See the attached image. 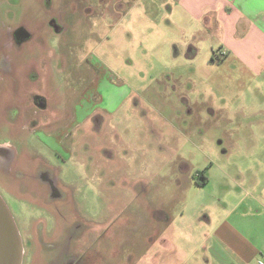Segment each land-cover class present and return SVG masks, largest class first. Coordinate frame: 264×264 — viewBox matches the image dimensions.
Wrapping results in <instances>:
<instances>
[{
    "label": "rangeland",
    "instance_id": "374dc122",
    "mask_svg": "<svg viewBox=\"0 0 264 264\" xmlns=\"http://www.w3.org/2000/svg\"><path fill=\"white\" fill-rule=\"evenodd\" d=\"M70 2L62 3L70 40L51 39L52 78L43 72L39 81L23 80L14 96L10 83L0 82V143L14 147L12 165L0 170V195L21 234L22 264L70 258L84 264L94 257L111 264L97 252L113 246V230L154 240L139 218L149 205L165 206L175 221L150 245H126L127 256L148 253L135 264H151L148 256L161 253L185 260L199 243L183 236H200L207 215L215 225L222 220L220 198L234 188L232 177L242 172L249 186L257 173L264 184L263 78L234 56L212 61L214 51L223 55L217 32L198 40L194 58L184 47L176 53L158 43L161 33L147 46L125 38L115 44L97 18L80 15L81 0ZM34 87L51 102L53 111L39 112L50 123L29 127L23 117L8 119L10 102L23 108ZM44 165L57 183L53 194L39 183ZM203 172L208 181L198 186ZM132 218L139 220L127 226ZM200 253L198 262L208 264Z\"/></svg>",
    "mask_w": 264,
    "mask_h": 264
},
{
    "label": "crops",
    "instance_id": "0c3cea01",
    "mask_svg": "<svg viewBox=\"0 0 264 264\" xmlns=\"http://www.w3.org/2000/svg\"><path fill=\"white\" fill-rule=\"evenodd\" d=\"M71 1L70 5L76 2ZM63 2L64 0H0V80L5 77L9 79L20 77L21 81H29L32 71L36 72L37 81L43 79L46 72L52 78L55 51L53 47L51 48V39L56 34L63 41L71 28L67 25L66 19H63L65 8ZM81 2L80 15L84 16V19L97 18L98 24L108 28L107 34H110L108 39H111L113 32L115 44L125 38L134 43L137 41L140 47L147 46L148 37H155L161 33L163 36L158 43H163L165 47H168V44L172 45L176 53L184 47L187 57L194 58L198 52V40L206 37L211 39L214 32H217L220 39L219 51L221 50L223 55L219 58V55L215 56L214 51L212 61L220 60L223 63L230 56H234L245 69L257 77H262L264 82V0H81ZM55 3L59 4L56 5L57 12H54ZM57 16L60 17V21ZM54 19L61 28L55 26ZM21 31L24 32L23 35ZM102 39L100 35L101 42ZM51 114L55 116L56 113ZM50 121L39 118V126L44 122L49 124ZM201 174L205 175V172ZM182 176L186 179L189 177L188 174ZM205 178L207 183L206 175ZM231 179L234 188L225 190L220 198L221 201L224 200L222 220L215 225L210 215H207L204 218L207 219L205 221L207 223L198 222L199 226H203L200 236L196 234L183 236L185 242L192 239L194 242L198 241L199 245L194 246V251L181 261L174 260L173 255L167 257L164 253L150 255L148 261L151 264H200L198 256L201 257V249L208 254V264H258V260L264 257V184L257 173L254 174L249 186L245 185L246 178L242 172L239 173V177ZM182 183L180 181L179 186ZM236 187L238 190H235ZM148 207L146 214L139 218L142 219L148 235L153 233L154 240L149 238L147 242H138L134 237L125 239L122 231L116 233V230H113V246L106 252L102 246L97 253L113 258L111 264H123L124 260L127 264H135V261L139 262L135 259L148 255L147 252L141 256L129 252L127 256L124 248L128 244L139 248L147 243L149 245L154 243L155 237L161 234L160 229L170 227L169 225L175 221L165 206ZM139 218L129 219L126 225L134 224V220L137 221ZM216 247L218 249H215Z\"/></svg>",
    "mask_w": 264,
    "mask_h": 264
},
{
    "label": "flooded vegetation",
    "instance_id": "af4514ba",
    "mask_svg": "<svg viewBox=\"0 0 264 264\" xmlns=\"http://www.w3.org/2000/svg\"><path fill=\"white\" fill-rule=\"evenodd\" d=\"M53 23L55 24V26H58V28H61V26L58 25L56 19H54ZM21 35L24 34L23 31H21ZM18 37V36H17ZM35 71H32L31 76L29 78V81L31 82H36L37 81V75L35 74ZM8 81L10 83V88L11 91H13V96L14 95H19L20 92V88H18L20 86L21 79L20 77L17 78H8L5 77L2 80H0V82H6ZM29 81H25L26 83H28ZM31 84V83H30ZM5 86L4 83H0V95L3 94V87ZM28 97L26 99V105L22 108L19 105H17L14 101L10 102L9 104V108H8V115L7 118L8 119H13V120H18V119H24L26 126L30 125H34L37 127V125H39V116L40 113L39 112H47V110L49 109V107L51 106L49 103V98L44 95L43 93L39 92L38 90L35 91V87L32 90V88H30V91H28ZM47 118V117H46ZM14 122V121H13ZM48 123L44 122L42 124V126H47ZM7 147L11 148L12 150L9 151L7 150ZM14 147L6 144L4 142L0 143V170L3 171H7V169H9V166L12 165V159L14 157ZM11 154H12V159H11ZM43 169H41L40 171V176L41 178L39 179V183H41L42 185H47L48 188H50V192L53 194L54 191H57V183L54 179H50V175L52 174L49 171V167L45 166L42 167ZM75 259H71L68 262V264H74ZM84 264H97L96 258L94 257L93 260H89L88 263H84Z\"/></svg>",
    "mask_w": 264,
    "mask_h": 264
},
{
    "label": "water",
    "instance_id": "95a60500",
    "mask_svg": "<svg viewBox=\"0 0 264 264\" xmlns=\"http://www.w3.org/2000/svg\"><path fill=\"white\" fill-rule=\"evenodd\" d=\"M23 252L19 229L0 195V264H22Z\"/></svg>",
    "mask_w": 264,
    "mask_h": 264
},
{
    "label": "trees",
    "instance_id": "16d2710c",
    "mask_svg": "<svg viewBox=\"0 0 264 264\" xmlns=\"http://www.w3.org/2000/svg\"><path fill=\"white\" fill-rule=\"evenodd\" d=\"M222 61H220V60H216V63H221ZM198 176H199V178L198 179H196V183L198 184V185H204L205 183H206V178H205V175L204 174H198Z\"/></svg>",
    "mask_w": 264,
    "mask_h": 264
},
{
    "label": "built area",
    "instance_id": "2783aa9c",
    "mask_svg": "<svg viewBox=\"0 0 264 264\" xmlns=\"http://www.w3.org/2000/svg\"><path fill=\"white\" fill-rule=\"evenodd\" d=\"M258 264H264V257L258 260Z\"/></svg>",
    "mask_w": 264,
    "mask_h": 264
}]
</instances>
